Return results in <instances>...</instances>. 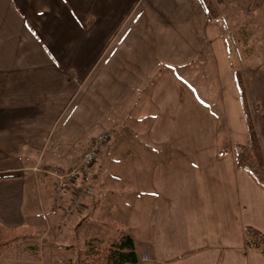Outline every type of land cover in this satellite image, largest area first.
I'll list each match as a JSON object with an SVG mask.
<instances>
[{"label":"crops","instance_id":"crops-1","mask_svg":"<svg viewBox=\"0 0 264 264\" xmlns=\"http://www.w3.org/2000/svg\"><path fill=\"white\" fill-rule=\"evenodd\" d=\"M223 1L210 22L200 0H0V225L110 222L154 264H264L245 237L264 233V192L233 149L250 144L236 72L264 94V0ZM249 26L256 41L225 40ZM107 130L94 193L61 223L75 187L58 197L37 171Z\"/></svg>","mask_w":264,"mask_h":264},{"label":"trees","instance_id":"trees-1","mask_svg":"<svg viewBox=\"0 0 264 264\" xmlns=\"http://www.w3.org/2000/svg\"><path fill=\"white\" fill-rule=\"evenodd\" d=\"M210 22H217L220 17L219 8L223 0H200ZM241 101L247 121L250 144L235 145L234 155L236 167L245 171L264 192V114L261 110L253 113V108L260 104L251 102L242 73L235 74ZM230 145H224L219 157L229 152ZM29 228H6L0 225V255L6 248L25 241L31 235ZM245 237L247 246L264 256V233L253 227H246ZM88 242L87 250L79 255L78 264H141L136 251V244L131 235L123 231L116 237L106 239L99 248Z\"/></svg>","mask_w":264,"mask_h":264},{"label":"rangeland","instance_id":"rangeland-1","mask_svg":"<svg viewBox=\"0 0 264 264\" xmlns=\"http://www.w3.org/2000/svg\"><path fill=\"white\" fill-rule=\"evenodd\" d=\"M231 28L225 30V40L229 42L231 45L239 42L242 43L244 41L247 42L248 40L250 42L256 41V39L258 38L257 36H259L252 26H249L250 31H248L249 29H246V32H242L241 29L233 32ZM263 37L264 36H262V39H264ZM248 50L251 51L252 53H254L255 51L254 48H250ZM261 56L264 59V49L262 50ZM235 60H236L235 63L238 66L241 65L240 62L238 61V58H236ZM244 76L246 78V74H244ZM260 76L263 77L264 76L263 73H260ZM261 84L264 85V82ZM251 87L252 86L250 84L249 89H251ZM248 91L251 95L250 99L252 103L257 104L256 103L257 100L264 101V94H262L260 90L256 91L255 89H253L252 91L251 89ZM254 92L257 94L255 95ZM257 109L260 110V108L254 107L253 113L259 112ZM106 132L111 135V138L114 137L115 134L114 131L107 130ZM111 141L112 139H110L108 144ZM67 164H69V162ZM61 166L59 168L58 167L53 168L50 166L48 167L49 169H43V170L44 171L55 170V169L66 170L69 167V166L64 167L62 163ZM41 171H37L38 177L43 175L44 177L46 176L48 178H51L50 180L53 181L54 179L53 177L41 173ZM129 173L132 175V168H130ZM68 191H70V189H67L62 195L57 194L56 190L55 193L57 194L58 197L62 196L63 198L64 196H66ZM106 196L108 197V200L105 199L103 202L105 203V201H107L106 203L107 215H111L112 209L117 203L115 200V196H113V199L111 198V193H106ZM73 199L74 197H72L70 204H67L65 202V205L61 211V214H63L62 217L65 218H62L61 223L66 221V219H69L68 217H70L71 215H74L75 218H77V216H79V214L82 213L83 204L79 211H73L72 213H70L69 210H71V203H73ZM66 226L67 227L66 230H64V232L61 231V233L52 234L49 231L48 226L43 225L44 228H42L41 231L38 232L36 235H33V233H31L29 238H27L25 241H21L19 243L12 245L9 249H6V251L3 250L2 251V253L4 252L3 255L2 256L0 255V264H78L79 255L83 251L87 250L88 242L93 241L92 242L93 246L99 248L100 246H102V242L104 240L117 236L115 234L116 228L110 222H108L105 225L94 224L92 228L87 227L86 229L87 231L81 232L78 236L74 233V229L79 225L75 223L74 220L67 221ZM60 229L62 230V227H60ZM139 259L141 264H154L146 256H142Z\"/></svg>","mask_w":264,"mask_h":264},{"label":"built area","instance_id":"built-area-1","mask_svg":"<svg viewBox=\"0 0 264 264\" xmlns=\"http://www.w3.org/2000/svg\"><path fill=\"white\" fill-rule=\"evenodd\" d=\"M110 139H112L111 135L107 132L96 136L78 161L66 170H38L55 179V190L59 195L64 194L67 189L75 187L73 203H71V210H69L70 213L79 211L82 207L83 199L94 193V166L102 149L108 144Z\"/></svg>","mask_w":264,"mask_h":264}]
</instances>
